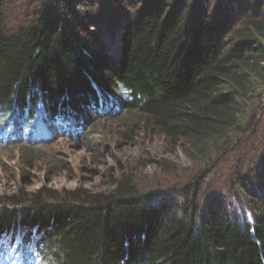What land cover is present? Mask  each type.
Wrapping results in <instances>:
<instances>
[{
  "label": "trees",
  "instance_id": "trees-1",
  "mask_svg": "<svg viewBox=\"0 0 264 264\" xmlns=\"http://www.w3.org/2000/svg\"><path fill=\"white\" fill-rule=\"evenodd\" d=\"M126 1L130 14L119 12L125 0H33L11 29L12 0H0V126L14 138L29 126L31 140L39 123L52 138L60 120L83 129L89 107L103 102L186 140L196 158L217 155L247 123L248 104L264 99V0ZM95 2L123 15L112 60L89 33ZM260 150L234 181L236 203L198 199L202 184L192 180L181 199L142 197L122 176L105 193L12 195L0 201V237L37 235L38 255L52 264H264Z\"/></svg>",
  "mask_w": 264,
  "mask_h": 264
},
{
  "label": "rangeland",
  "instance_id": "rangeland-1",
  "mask_svg": "<svg viewBox=\"0 0 264 264\" xmlns=\"http://www.w3.org/2000/svg\"><path fill=\"white\" fill-rule=\"evenodd\" d=\"M125 2L123 11L119 12L130 14L129 1ZM32 3L33 0H12L6 26L13 29L27 19ZM105 8L104 2L94 3L96 17L88 28L95 36L94 43L103 46L104 54L112 60L123 15L111 12L107 15ZM116 95L123 97L124 92L118 91ZM97 107H89L92 118L83 129L64 126L65 121L60 120L62 134L52 138L45 137L39 123L34 131L35 141L27 139L29 126L16 138L8 137L0 126V201L17 194L27 198L37 193L42 197L52 193L60 198L75 190L105 193L122 176H130L142 197L157 195L164 200L167 194H177L192 180L202 184L198 199L215 202L219 195L227 202L236 203L233 195L240 196L241 191L234 181L257 166L264 144V132H258L260 128L264 130L262 98L248 104L247 123L233 132L222 150L203 159L195 157L186 140L173 142L154 133L144 124V117L134 110L103 102ZM260 171L264 174V169ZM26 236L20 229L0 239V264H52L30 247L28 242L35 245L38 236H27L30 240L24 241Z\"/></svg>",
  "mask_w": 264,
  "mask_h": 264
}]
</instances>
